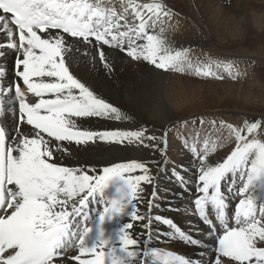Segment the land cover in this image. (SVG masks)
<instances>
[{
	"label": "snow or ice",
	"instance_id": "snow-or-ice-1",
	"mask_svg": "<svg viewBox=\"0 0 264 264\" xmlns=\"http://www.w3.org/2000/svg\"><path fill=\"white\" fill-rule=\"evenodd\" d=\"M120 2L122 11L111 0H0V264H145V256L161 257L142 247L129 231L133 223L121 219H146L138 208L142 185L154 183L146 163L96 169L60 162L71 151L69 145L101 141L156 147L145 141L157 139L144 129L92 131L78 123L128 117L71 71L73 43L68 38L101 46L99 59L109 70L102 46L164 72L223 79L214 71L222 68L233 80L241 74L232 61L207 55L194 59L190 49H176L163 29L157 32V23L172 15L162 0ZM5 49L13 55L11 70ZM21 125L30 126L31 133ZM211 125L217 132L226 130L222 138L234 137L236 143L220 162L209 158L215 143L192 148L200 193L195 213L217 245L206 264H264V202L256 195L264 191V121L246 119L243 127L223 121ZM113 188L116 195L110 196ZM228 193L242 197L232 214ZM155 219L169 225L179 240L201 244L170 218ZM162 264L205 262L168 252Z\"/></svg>",
	"mask_w": 264,
	"mask_h": 264
},
{
	"label": "bare ground",
	"instance_id": "bare-ground-1",
	"mask_svg": "<svg viewBox=\"0 0 264 264\" xmlns=\"http://www.w3.org/2000/svg\"><path fill=\"white\" fill-rule=\"evenodd\" d=\"M228 1L167 0L169 4H163L172 14H175V18L171 22V28L176 34H163L175 41L174 47L176 49H182L183 45L190 46L195 31L183 18L191 17L193 12L192 16L197 18H202V14L206 17L201 22L202 28L207 30L204 35L206 38L209 36V40L222 49L232 44L233 46H240L237 48L242 47L243 50H246L244 43L249 34L252 33L256 34L255 36L261 35L264 39V0H247L242 8L241 4H233L226 9ZM111 2L118 11L123 10L124 5L120 0H111ZM142 2H151V0H142ZM177 5H191L192 11L190 13L186 12V15L179 8H174ZM195 5H198L199 9ZM189 22L192 24L193 20L191 19ZM194 22H196V18H194ZM160 27L161 24L158 22L155 30L159 32ZM3 39L4 37L0 35V40ZM68 39L69 42L73 43V50L68 57L71 71L101 98L117 107L128 117L124 120L87 118L78 121V123L83 128L92 131L144 129L148 135L157 138L154 141H146L148 144L156 145V147H150L146 156L141 159L142 162L149 164L151 167L150 172L154 179L153 184H149V186L147 184L142 185L144 189L143 200L138 204L140 214L144 215L146 219L130 221L128 217L121 218L124 222L133 223V228L129 231L142 242V247L161 253L160 259L145 256V264H162L163 255L168 252L190 258L193 261H203L206 264L215 252L217 245L215 236L207 235V225L203 224L198 214L195 213L194 200L200 195L196 190L198 161H195V154L189 156L185 141L169 138L172 134L177 133L170 128V121L175 122L178 120V110H182V112L190 110L193 105L189 104H192L197 98V93L195 94V90L185 85L178 76L156 69L142 59L132 60L125 52L116 48L102 46L108 57V63L111 65V70H109L105 67L104 62L99 59L97 49L101 46L96 45L95 42L92 45H87L76 43L70 37ZM76 49H79V51ZM5 51H9L7 66L11 70L13 55L11 50L5 49ZM220 53L223 57L221 61L227 62L233 57L228 50ZM235 57H238V55ZM217 70L224 77L226 72L222 68ZM249 74L248 79H253L254 72L250 71ZM245 79L243 78L244 81ZM250 82H258L263 91V97H261L262 95L258 97L257 94L252 93L245 83H237L232 86L230 84V87L225 86L223 87V94L228 93L231 95L235 91L239 95L242 94L240 102L243 105L254 104V106L264 107V86L260 80L255 79ZM232 87H234V91H231ZM157 93H160V99H157ZM212 94L219 95L216 92H212ZM248 101L251 102L247 103ZM155 103L157 107L162 109L160 116L165 118L160 123L152 120L154 119L152 117L158 116V111L154 110L156 109ZM187 105L189 106L186 107ZM5 119L8 120L9 125L14 123L7 116ZM21 127L31 133L30 126L21 125ZM184 133L187 139L192 138L193 140L210 137L208 138L211 143L209 147L213 143L217 147H221V144L212 140L220 137L222 132L213 129H201L199 131L188 130ZM223 133L225 136L228 135L226 130ZM124 143L127 144V142ZM229 144L231 142L227 140L224 145ZM68 147L71 148V151L63 155L60 162L73 168L101 169L122 162H139L129 154V148L116 146L115 143L96 141L87 145H69ZM228 154L230 153L222 150L221 152L214 151L209 158L213 162H220ZM181 176L184 177L183 181L180 179ZM153 192L156 193L154 197L152 196ZM250 194H253L251 189ZM109 195H116L114 188L109 190ZM256 195L258 201L264 202L263 191L256 193ZM228 198L230 201L228 211L229 214H232L235 205L242 197L228 193ZM149 199L153 201L151 208L149 207ZM156 217L170 218L185 233H189L200 240L201 244L196 247L179 240L174 236L172 228L164 224L162 220H156ZM146 224L149 227H145ZM72 254L75 253H70V255ZM67 264H75V261L69 260Z\"/></svg>",
	"mask_w": 264,
	"mask_h": 264
},
{
	"label": "rangeland",
	"instance_id": "rangeland-1",
	"mask_svg": "<svg viewBox=\"0 0 264 264\" xmlns=\"http://www.w3.org/2000/svg\"><path fill=\"white\" fill-rule=\"evenodd\" d=\"M245 1L247 0H229L226 9L230 5H240L241 8L245 5ZM163 3L169 4L167 0H162ZM197 9H199L198 5H195ZM174 8H179L180 11L184 12L186 15V12H191L192 7L191 5H177L174 6ZM193 12L191 13V17L187 16L186 18H183V20H186L189 26L193 27L195 34L193 37V40L190 46L186 47L183 45L182 49H190V55L195 58H199L200 60L205 59V55L210 56L212 58H215L216 60H223L222 55H220L221 51L228 50L230 52V55H233L232 58H230L228 61H232L235 66L236 70L239 71L241 74L237 79L233 80L229 74L226 72L223 79H217L215 77H197L192 75L191 73H175L169 71L168 73H171L174 76L180 77L184 84L193 88L195 90L196 99L190 107V110L188 109L186 112H182V110H178V120L170 121L172 130L176 131L177 133L172 134L169 138H172L177 141H185V145L188 151L189 156H193L195 153H193L192 148L196 147L197 149H203L205 146V141L209 142V145L211 144L208 138H198L196 140H193L192 138L187 139L185 136L186 131H199L201 129L203 130H209L213 129L215 130L211 122L216 121L217 127L219 126L220 122L223 121L227 124H230L234 127H243L244 121L247 119L249 121L253 119H261L264 121V107L260 106H254V104H248L243 105L240 102V98L242 97V94L240 95L236 93L234 90V87L231 88L232 92L231 95L223 94L224 90L223 87L228 86L230 87L237 84V83H245L247 88L252 91V93L257 94L259 97H263V91L261 90V86L258 84V82H250L253 80L261 81V84L264 86V39L261 37V35L255 36L256 34H249L248 39L245 41V49L243 50L241 48H237L240 46H233L232 44L227 45L226 48H220L216 45H214L210 40L209 36L206 38L204 33L207 32L204 28H202L201 22L202 19H206V17L202 14V18H197L195 16H192ZM232 15V14H231ZM175 18V14L173 13L170 18L164 17L163 22H160L161 27L159 29H163L164 33L166 34H176V32L171 28V22ZM194 18H196V22H194ZM193 20L192 24L189 22L190 20ZM250 21V20H248ZM179 30V28H178ZM168 40L172 43L174 46L175 41H172L167 35H165ZM259 52V53H258ZM238 55V57H235ZM12 58V57H11ZM214 71H216L219 75L223 76L217 69L214 68ZM250 71H253L255 76L253 79L249 78ZM257 73V74H256ZM245 79V81L243 80ZM244 87V86H243ZM157 88V87H156ZM245 89V87H244ZM245 91V90H244ZM212 92H216L219 95H213ZM157 99H160V93H157ZM251 101H248L247 103H250ZM187 105L186 107H188ZM154 110L158 111V116H154L152 119L155 122L160 123V121H163L165 118L160 116V113L162 112V109L160 107L156 106L155 103ZM185 107V108H186ZM203 120L204 124L201 125L199 122ZM186 122V123H185ZM224 130H221L222 135L220 136V139L212 140L213 142H218L221 144V147L215 148V151H225L227 153H230L234 149V144L236 143L235 138H229L228 141L231 142L229 145H224L227 143V140L223 139L222 137L225 136L223 133ZM185 138V139H183ZM166 141V140H165ZM145 143H147L145 141ZM148 144V143H147ZM150 144V143H149ZM116 146L121 147H127L129 148V154L133 156L135 160H139V162H142L141 159H143L144 156H146L147 151L150 147H144L143 145L139 143H133V144H116ZM230 147V148H229ZM197 161V159H195ZM145 163V162H144ZM149 169L151 167L149 164H147ZM149 186V184H147ZM237 187H239V183L237 184ZM264 192V191H263ZM197 246V245H196ZM212 252L214 250L211 248Z\"/></svg>",
	"mask_w": 264,
	"mask_h": 264
}]
</instances>
